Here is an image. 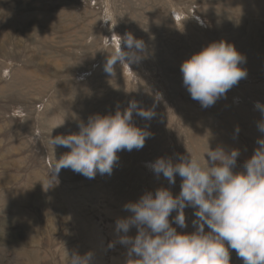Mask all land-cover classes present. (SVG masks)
Wrapping results in <instances>:
<instances>
[{
	"label": "rangeland",
	"instance_id": "1",
	"mask_svg": "<svg viewBox=\"0 0 264 264\" xmlns=\"http://www.w3.org/2000/svg\"><path fill=\"white\" fill-rule=\"evenodd\" d=\"M113 34L145 48L109 75L116 41L109 47L104 38ZM221 40L245 58L247 76L203 108L180 66ZM121 49L128 51L123 41ZM131 101L154 112L151 120L133 113L132 124L152 134L142 149L118 152L110 176L49 172L70 152L51 138L78 134L90 117L123 113ZM256 103L264 105V0H0V264H69L73 254L131 264L116 231L132 215L125 206L159 188L180 192L179 175L170 185L148 165L189 154L204 164L209 147L237 150L233 171H243L264 140ZM194 211L184 209L185 228L172 212L170 225L195 232ZM229 252L230 264H243Z\"/></svg>",
	"mask_w": 264,
	"mask_h": 264
},
{
	"label": "clouds",
	"instance_id": "2",
	"mask_svg": "<svg viewBox=\"0 0 264 264\" xmlns=\"http://www.w3.org/2000/svg\"><path fill=\"white\" fill-rule=\"evenodd\" d=\"M104 39L109 47L113 39L116 41V49L104 65L109 75H114L117 63L128 66L138 62L141 58L138 54L145 48L143 41L131 34L123 38L113 34L110 39ZM122 41L127 52L121 49ZM244 59L234 46L223 40L211 43L181 64L183 85L203 108L211 107L246 78V70L239 67ZM255 107L264 115V105L256 103ZM134 112L145 120L154 116L153 111L143 110L131 101L123 113L117 110L115 115L90 117L86 125H79L78 134L51 138L53 146L69 148L70 152L50 165L49 172L58 175L61 169H71L87 179H94L97 172L110 176L118 152L140 150L152 136L132 124ZM259 130L264 132V122L259 124ZM257 143L260 146L244 162L243 171H233L237 150L225 153L221 148L210 150L209 147L204 164L188 153L178 156V163H173L171 158H158L148 165L170 185L175 184L179 175L180 192L174 197L168 189L159 188L154 196L146 193L138 202L125 206L132 215L117 220L116 231L124 233L119 243L128 247L129 262L230 264L229 249H232L243 264H264V140ZM186 207H192L197 218L193 221L196 231L191 234L178 233L169 222L175 211L174 222L185 228ZM131 227L137 229L134 238L127 235ZM133 256L138 259H131ZM67 258L69 264H89L91 255L73 254Z\"/></svg>",
	"mask_w": 264,
	"mask_h": 264
}]
</instances>
